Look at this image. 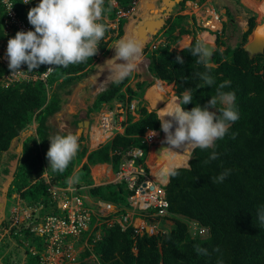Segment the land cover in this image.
<instances>
[{"label":"trees","instance_id":"16d2710c","mask_svg":"<svg viewBox=\"0 0 264 264\" xmlns=\"http://www.w3.org/2000/svg\"><path fill=\"white\" fill-rule=\"evenodd\" d=\"M13 1L18 15L25 21H28V11L39 3L26 5L23 0ZM137 1L116 0V6H113L104 0L105 11L99 22L107 26V31L98 43L97 54L84 63L67 67L54 66L47 79L50 89L42 81L8 82L5 77L11 71L0 63V177L8 181L9 187L6 186V190L10 194L16 195V198L19 196L29 207H41V215L59 213L57 200L49 191L47 178L53 186L65 188L74 173L80 177L79 183L74 185L88 186L87 192L93 199L130 207L128 198L133 192L127 189V184L95 186L91 166L110 164L112 171L118 174L132 148L144 151L143 158L137 162L139 165L144 164L149 149L143 140L144 135L148 131H161L159 109L150 111L142 100L146 87L153 84L137 82L136 88H133L130 85L131 74L119 84L111 81L97 95L93 109L90 108L88 114L100 111L105 104L112 108L116 102L130 104L137 101L136 113L139 119L134 121L129 112L124 134H117L106 145L91 152L79 144L77 155L63 173L48 168L46 153L50 147L48 138L57 134L53 119L63 111L64 96L71 94L73 88L92 75L98 54H106L109 44L124 36L127 19L120 15L130 12ZM188 1L193 0L180 2L181 11ZM257 6L261 8L259 3ZM261 15L264 22V11ZM5 18V8L0 3V41L15 37V33L10 36L6 34ZM104 18L119 20L117 36L114 37L116 32ZM185 19V16L178 15L168 18L162 26L159 25L161 27L158 30L162 31L167 43L155 49H150L151 42L144 45L143 53L150 59L149 72L158 80L156 84L165 85V82L174 86L175 96L186 111L197 104H207L216 95L217 87L224 81H230V85L222 91L235 93L234 106L239 112V119L230 122L226 134L215 141L213 148H195L191 154L190 168L176 169L177 175L170 177L165 188L170 204L169 217H153L152 214L156 212L153 209L143 212L147 213L145 220L148 225L168 219L173 224L171 228L165 226L166 231L153 234L144 230L143 235H140L132 226L126 231L118 225L105 227L100 238H90L91 249L80 255V261L93 253L100 264H220L221 261L222 264H264V222L260 220V215L264 214V53L250 58L244 49L257 26V18H249L248 29L234 49L226 47L221 50L225 45L218 36L217 48L209 60L215 65L208 67L197 63L198 57L191 55V49L197 41L196 35L191 45L183 50L172 49L183 35H191L190 29L185 27L189 25ZM225 28L224 24L223 34ZM177 55L183 58V64L176 62ZM22 65L28 70L26 64ZM46 69V66L40 65L36 73L40 75ZM205 71L215 79L211 86L205 85L196 75ZM186 89L191 90L193 99L183 105L182 94ZM148 101L155 109L152 102ZM216 107L209 110L219 114L218 109L225 106L218 102ZM75 124L77 126L78 122ZM34 125L35 129L32 128ZM23 133L31 134L23 140L21 154L11 151L14 141H20ZM213 151L219 154L218 159L204 164L203 161ZM84 159L86 162H83ZM76 168L79 170L75 171ZM225 170L231 171L223 183H214L212 178ZM184 219L198 221L201 226L209 229L208 236L203 238L192 234ZM28 225L29 221L20 226L21 230L10 229L7 219L0 220V264L24 263L19 257L14 258L20 247L24 248L26 255H30L29 264H40V252L45 251L44 239L32 234ZM6 230L8 234L2 237ZM85 235L77 244L85 239ZM11 241L16 244L14 251L11 249ZM197 246L206 249L207 254L198 253ZM217 248L219 251H216ZM32 249L37 253L33 254Z\"/></svg>","mask_w":264,"mask_h":264},{"label":"clouds","instance_id":"9594fccd","mask_svg":"<svg viewBox=\"0 0 264 264\" xmlns=\"http://www.w3.org/2000/svg\"><path fill=\"white\" fill-rule=\"evenodd\" d=\"M32 2H39L37 6L32 7L27 13V19L34 27V31H18L14 38L5 39L8 40L6 50L8 68L12 74L24 72L19 71L22 64H26L27 71L32 72L40 65L67 67L69 65L84 63L88 58H92L97 54L98 43L107 31V26L99 22L105 11L104 0H35ZM188 2H194V0ZM24 3H29V0H24ZM8 7L11 9L12 5L9 4ZM193 20L195 22L194 18ZM255 31L258 37L264 38V25L257 27ZM204 32L207 31L204 30ZM218 36L223 37V32L221 35H217L216 38L214 37L216 41ZM113 48L115 49L114 58L122 62L116 64L115 68L110 70V76L114 83L119 84L136 70L142 56V45L135 39L121 38L115 43ZM191 55L198 57L197 63L208 67L209 60L212 56V49L205 42L198 39L191 49ZM176 62L183 64L184 60L181 56L177 55ZM53 70L54 68L49 67L46 72L51 73ZM196 75L205 85L211 86L215 83L214 77H212L208 71L198 72ZM230 83V81L222 82L216 89V95L212 96L204 106L197 104V106L193 107L190 111H186L180 104H177L168 109L166 115L159 119L161 130L165 133V139L161 141V143L169 146L162 150L163 154L173 152V149H186L189 145L194 147V149L197 147L200 149L213 148L215 141L224 137L230 126V122H235L239 119V112L234 106L236 98L235 93L231 91H222L225 87L229 86ZM182 96L183 105L190 103L193 99L190 89H186ZM218 102L225 106L218 109L219 114H217L215 110L209 111V109H217L216 105ZM98 112L95 113L97 114ZM91 114H93V112ZM91 114H88V116ZM136 115L139 116L137 113ZM166 116L171 119L166 120ZM88 121L90 122L91 119ZM174 124L175 130L172 131ZM151 132L152 136H155L158 131ZM83 137H85V135ZM48 139L50 141V147L46 153V157L49 161L48 168L53 172L63 173L67 169L69 163L77 155L80 147L78 136L70 132L66 135L56 134L50 136ZM99 148L93 149L89 147L88 149L91 152ZM191 154L192 153H189V155ZM218 157L219 154L213 151L203 163L208 164L210 161L218 159ZM181 168L189 169L190 165L188 163V167ZM230 171L231 170H225L220 175L213 177V182L223 183L230 174ZM110 172L115 179L117 174L113 175L112 168ZM163 174L165 177H168V181L164 187L165 190L169 184L170 177L177 175V171L174 167L168 166L163 169ZM113 180L109 184H122L114 182ZM79 181V175L74 173L69 178L68 183L75 186L74 184L79 183ZM81 187H85V189H82L80 193L85 197L93 199L87 192L89 187L85 185ZM165 198L167 200L166 190ZM169 208L170 204L164 218L170 216ZM143 212L144 211H141V215H139L141 219L135 218L137 222L146 221L145 217L148 216L147 213L145 214ZM184 220H186L190 231V225L193 226L194 223L201 226L198 221ZM260 220L264 222V214L260 215ZM146 226L148 228L150 227L147 221ZM196 251L198 253L207 254V250L199 246L196 247ZM216 251H219V249L217 248ZM220 264H222V261Z\"/></svg>","mask_w":264,"mask_h":264},{"label":"built area","instance_id":"2783aa9c","mask_svg":"<svg viewBox=\"0 0 264 264\" xmlns=\"http://www.w3.org/2000/svg\"><path fill=\"white\" fill-rule=\"evenodd\" d=\"M32 1L35 0H29V3ZM107 1L111 5L116 6V0ZM0 3L5 8L6 18L4 21V30L7 35H14L18 31H34V27L18 15L13 0H0ZM137 3L138 1L135 2V6L132 8L133 11L136 9ZM9 4L12 5L11 9L8 7ZM186 9L191 10V14L187 13L186 15L193 17L199 28L213 34L215 38L217 35L222 34L224 28L223 18L220 16L221 11H219L217 6H209L208 2H204L201 5L198 2H187ZM7 42L8 40L0 41V63L6 65L8 68V59L6 57ZM161 43L164 44L163 42ZM159 45V43L152 44L151 42L150 49H155ZM44 66L47 69L49 67L54 68V65ZM38 68L33 73L28 72L24 68V65H21L19 71L24 69L22 70L24 72L15 74L10 72L5 79L8 82L20 80L32 82L42 81L50 89L47 85V79L53 71L51 73L44 72L39 75L36 73ZM136 110L137 101H133L130 104L116 102L112 108L109 104L104 105L96 117H92L90 126L87 129L89 147L91 148L94 129L109 136L104 143L99 144L97 147L99 148L112 140L119 132H122L123 127L125 130L126 125L124 124L127 122L128 113L131 112L132 115H135ZM116 125L118 126L116 127ZM158 133L161 138V131H158ZM150 135H152V132L148 131L143 137V140L149 147L147 156L153 147L152 141L154 136L151 137ZM127 155L128 158L124 160L121 171L113 181L126 183L128 189L133 192L128 200L130 206L128 208L85 197L80 193L85 187L77 188L72 184H69L65 188L55 187L48 180L47 176L49 191L57 200L59 213L41 215V207H29L23 203L20 197L17 198L16 206L11 210V214L7 218L10 223V229L17 228L21 230L20 226L29 221L28 227H30V232L44 239L43 248L45 251L40 252V264H83L80 262L86 259H91L92 263L89 264H100L93 253L89 258L81 261L79 257L85 250L90 251V238L92 236L100 238L102 230L105 227L113 228L118 225L123 231H126L132 226L135 228L137 234L143 235L144 230L153 234L154 230L146 226V221L143 225L135 224L136 219L134 216L137 214L141 215V211L150 209L157 210V212L152 214L153 217H164L167 214L169 204L165 198L164 187L166 183L152 181L151 168L147 163L148 157L145 159L143 165L137 164L144 156V151L141 148H132ZM92 221L94 223L92 228H90ZM192 229L195 234L200 236L209 234V229L203 228L197 223L193 224ZM8 232L6 230L1 236L4 237ZM84 233H86L85 239L80 244H77V242L81 241ZM32 251L33 254L37 253L35 249H32Z\"/></svg>","mask_w":264,"mask_h":264},{"label":"rangeland","instance_id":"374dc122","mask_svg":"<svg viewBox=\"0 0 264 264\" xmlns=\"http://www.w3.org/2000/svg\"><path fill=\"white\" fill-rule=\"evenodd\" d=\"M150 1L152 4V6L150 8L151 10H154L156 8H162V6L166 7V1L165 0L163 1V3H162V0H150ZM255 1L260 2L262 0H255ZM194 2H198L201 5L202 3L206 2V0H194ZM218 2H220V3H218ZM242 2H241V0H221V1L220 0H210V2L208 3L209 6L213 4V6L220 7L219 11L223 10L221 12L220 16L223 18V22L226 25L227 30L223 34V37L220 36L221 37L220 41L223 42V45H225V47H230V49H234L236 47V45L241 42L242 34L247 30L246 28H247V22H248L249 18H251L252 16H256V18H257V15H255L254 11L252 9H250L248 6H246V4L244 2L243 3ZM145 3H146V0H139L137 5H136V8H137V6H139V7L141 6V7L135 9L136 12H133L130 15L134 16V14H136L137 12H143V10H144L143 8H144ZM257 5H258V3H255L254 7ZM259 6L261 7L259 12L262 13L264 11L263 10L264 9V3L263 4L259 3ZM221 7L223 9H221ZM180 11H181V6L179 3L174 8L172 15L174 13H177V12H179L180 15H182L184 12H185L184 14H187V13L191 14V10L184 9L183 11H181V12ZM184 14L182 16H185ZM185 17H186L185 22L187 24H189L188 26H185V27L187 29H190V31H191V35L188 36L189 37L188 41L190 43L189 45H191L194 36L196 35L197 39H198L199 36H201L203 34L204 30L202 28H199L197 26V24H194L193 18H191L189 15H186ZM224 17L226 18L225 21H224ZM135 23H137V22H135ZM109 24L112 25V23H109ZM257 27H258V24H257L256 28ZM157 28H159V27H157ZM157 28L145 30L146 33H145V36L143 38L144 40L141 41L142 56H141V59L137 65L136 70L132 73V77L130 80V85L133 88H136L137 82H147V83L153 84V85L156 83V80H155L156 78H154L152 76V74L149 72L150 59L145 55V53H143V47L146 43H149V42H152V44H158V43L162 44L161 42L167 43L166 39L164 37H162L161 35H159L157 38H154V39L152 38L153 33L156 31ZM132 31H133V29H132ZM127 34L129 35L131 33L128 32ZM137 34H138V31L135 34H132L131 36L129 35L130 39H136ZM178 34H179V30H177V32H176V35H178ZM114 37H115V35H114ZM129 37H128V39H129ZM183 37L186 38V35H183L181 37L182 40H180V42L174 44L172 46V49L180 51V50H183L184 48L189 46V45L185 46L186 44L183 43V41H184ZM202 37L206 41L208 40V41L212 42V39L209 38L208 36L203 35ZM253 37L254 36H250L248 38L249 39L248 42H250V40H252ZM190 40H191V42H190ZM214 42H215V38L213 40L212 46L217 48L216 43L214 45ZM114 43L109 44V49H111V50L108 53H106V54L99 53L98 54V58L96 61H99V62H97V65L95 67L96 69L92 73V74H94L92 76V78H90L91 76H89L88 78H90V79H88V78L85 79V81H83L80 85H77L75 88H73L71 94L64 96L65 101L63 103V111L61 113H59L53 119L55 132L57 134H60V133H67L68 134L70 132L76 134L78 127L76 126L75 122L79 123V122L85 121V120H90V119L92 120V117H96L97 114L95 112H93V114L88 116V108L93 105L94 101L96 100V96L102 90H104L111 81H113L112 77L110 76V70L115 68L117 62L118 63L122 62V61H118L116 58H114V56H115V49L113 48V46L115 45ZM207 44H209V43H207ZM111 46H112V48H111ZM225 47H221V50H224ZM208 65L214 66L215 64H213L212 62H209ZM22 70H24V69H22ZM98 70H101V72ZM156 85H158V87L160 88V92L162 94L161 104L156 105L149 98L148 90L150 89V87H148V86L146 87V92H145V95L142 99L145 107H147L150 111H152V110L158 111V109L160 111V109L165 104H168L172 100V98H173L172 95L175 96L174 86L173 87H167V86H162L159 83ZM147 98L152 102L155 109L151 107V103L148 101ZM177 100H178V98H177ZM156 108H158V109H156ZM159 111H158V113H159ZM132 117H133L134 121L139 119V116H137L136 114L132 115ZM117 126L118 125H116V127ZM32 128L35 129V125ZM124 131L125 130L123 127L122 132H119V134H123ZM161 133H162V136L159 139V141H157V139L159 137V133H157V135L154 136L157 143L156 144L154 143L153 147L151 146L152 148H151L149 154L154 152V151L157 152V150L160 148V146H162L161 141H163L165 139V133L162 130H161ZM30 134L31 133H23L21 135L20 141L15 140L13 145H12L11 151H14L15 153L21 154L22 142L25 139V137L30 135ZM84 135H85V137H83V141L79 142L80 139H78V143L81 144V146L83 145V146H86L87 148H89V139H88V135H87V130L84 131ZM150 136L152 137V135H150ZM96 143H97V145L99 144V139L93 141V146H95ZM156 154L158 155L159 153L157 152ZM148 161L151 163L150 157H149ZM83 162H86V160L84 159ZM107 165H108V171H106V172L110 173L112 166L110 164H107ZM78 170H79V168L75 169V171H78ZM106 170H107V168H106ZM106 172H103V174L101 175L102 176L101 179H100V177H101L100 176L96 180L95 176H93V174H94V168H93V174L91 171V175L94 177L93 180H94L95 185L99 186V185L109 184L114 179L112 177V175H111V178L107 177V175H105ZM114 174L115 173L113 172V175ZM7 182L8 181L6 180V178H4L2 176L0 177V220L1 219L5 220V219L9 218V216L11 214V210L16 206V203H17L16 195H12L9 193L8 190H6V186L9 187ZM134 218L141 219V216H139V214H137L134 216ZM136 222H137V220L135 221V224H137V225H141V224L143 225L144 224V222L143 223L142 222L136 223ZM93 223H94V221H92L90 223V228H92ZM165 226L166 227L168 226L169 228H171L173 226V224L168 219H161V221L158 223L152 222L150 224V227L154 230L153 233L166 231ZM190 228H191V232L193 234L194 233L193 229H192L193 226L190 225ZM0 233H1V231H0ZM205 237L206 236H203V238H205ZM12 242L13 241L10 242V245H11V249L14 251L15 248H13V247L16 244L12 243ZM0 243H1V241H0ZM4 247H5V245H4ZM5 252H7V250ZM17 252L18 253L16 256H14V258L19 257V260H22V262H23V260L25 261L22 264H29L30 255L28 256L25 254L24 248L20 247L17 250ZM80 263L89 264L92 262H91V259H86L85 261L80 262Z\"/></svg>","mask_w":264,"mask_h":264},{"label":"crops","instance_id":"0c3cea01","mask_svg":"<svg viewBox=\"0 0 264 264\" xmlns=\"http://www.w3.org/2000/svg\"><path fill=\"white\" fill-rule=\"evenodd\" d=\"M163 1L164 0H162V3H163ZM180 2L182 1V0H179ZM221 1V0H220ZM244 2L245 4H246V6H248L250 9H252L253 11H254V13H255V15H257V19H256V21H257V24H258V27L259 26H261V25H264V22L262 21V15H261V13L258 11V10H256V9H258L259 7L258 6H255L254 7V5H255V3H260V4H263L264 3V0H262V1H260V2H258V1H255V0H241V2ZM206 2H210V0H206ZM242 2V3H243ZM218 3H220V2H218ZM213 5V4H212ZM151 6H152V4H151V1L150 0H146V3H145V5H144V10H143V12H137L136 14H134V16H131L130 14H132L133 12H136L135 10L133 11H130V12H128V13H122L121 14V16L120 17H122V18H124V19H127V22H126V24H125V27H124V31H125V34H124V36H122L121 38H128L129 37V35L131 36L132 34H135L137 31H138V34L136 35V39L135 40H137L138 42H140L141 43V41L142 40H144L143 38H144V36H145V30H147V29H154V28H157V27H159L160 28V24H161V26H162V24L165 22V21H167L168 20V18L166 19V7H164V6H162V8H156V9H154V10H151L150 8H151ZM177 6V5H176ZM175 6V7H176ZM141 7V6H140ZM139 6H137V8H140ZM174 7V8H175ZM136 8V9H137ZM218 8H220V7H218ZM221 9H223L222 7H221ZM174 10V9H173ZM260 10V9H259ZM223 10H221V12H222ZM173 13V12H172ZM185 13V12H184ZM183 13V14H184ZM182 14V13H181ZM182 14V15H183ZM178 15H180V13L179 12H177V13H174L173 15L171 14V16L170 17H172V18H175L176 16H178ZM185 16H186V14H184ZM169 17V18H170ZM104 20L107 22V23H112V25L111 24H109V26L110 27H112L113 29H114V31L116 32L115 33V36L116 35H118V32H117V28H118V25H119V20L118 19H116L115 21H110V20H108L107 18H104ZM224 20H226V18L224 17ZM232 20V19H231ZM135 22H137V23H135ZM114 26V27H113ZM137 26V27H136ZM159 28H157L156 29V31L153 33V36H152V38L154 39V38H157L159 35H161L162 37H164L163 36V33H162V31L161 30H158ZM132 29H133V31H132ZM226 30H227V28H225ZM246 29H248V22H247V28ZM226 30H224V33L226 32ZM157 31H158V33H157ZM131 33V34H127V33ZM254 33L252 34V35H250V36H254L253 37V39H255V35H256V31H253ZM203 35H206V36H208L209 38H211V36L212 37H214V35H211V34H209V33H207V32H203V34L201 35V36H199V40H201V41H203V42H205V43H209L211 46L213 45V41L212 42H210V41H206L205 39H203ZM189 35H186V38H184V41H183V43H185L186 45L185 46H188L190 43H188V37ZM120 38V39H121ZM120 39H118V40H120ZM129 39H130V37H129ZM197 39V40H198ZM252 39V38H251ZM253 39L252 40H250V42H252L253 41ZM182 40V39H181ZM193 41V40H192ZM248 41H249V39H248ZM180 42V41H179ZM190 42H191V40H190ZM116 43V42H115ZM114 43V44H115ZM182 43V44H183ZM215 43H216V40H215V42H214V45H215ZM113 46V45H112ZM112 46H111V48H112ZM246 46V45H245ZM213 48H214V51H215V47L214 46H212ZM223 47H225V46H223ZM224 49V48H223ZM111 49H109L108 50V52L110 51ZM107 52V53H108ZM97 62H99V61H97ZM117 64H118V62H117ZM96 65H97V63H96ZM98 71H100L101 72V70H98ZM94 74H92V75H90L91 77L90 78H92V76H93ZM89 77V76H88ZM87 77V78H88ZM87 78H85V79H87ZM90 78H88V79H90ZM85 79L84 80H82L78 85H80L83 81H85ZM156 80V79H155ZM156 81H158V80H156ZM164 84H165V86H167V83H165V82H163ZM103 91V90H102ZM101 91V92H102ZM97 97V96H96ZM95 102V101H94ZM94 106V103H93V105L91 106V107H89L88 108V111H89V109L90 108H92ZM159 139H160V137H158V139H157V141H159ZM154 140H155V138H154ZM157 141L155 140V144L157 143ZM154 145V144H153ZM152 145V146H153ZM149 157H150V154H149V156H148V159H147V163L149 162L148 160H149ZM150 159H151V157H150ZM150 163V162H149ZM149 163H148V165H149ZM96 167H98V168H100V169H103V168H107V170L106 171H108V165L107 164H98V165H96L95 167L94 166H91V171H93V168L95 169ZM106 175H107V177H109L110 178V175H111V172L110 173H107L106 172ZM94 177L92 176V179H93ZM102 178V176L100 177V179ZM97 180V179H96ZM86 258H88V257H86Z\"/></svg>","mask_w":264,"mask_h":264},{"label":"bare ground","instance_id":"6f19581e","mask_svg":"<svg viewBox=\"0 0 264 264\" xmlns=\"http://www.w3.org/2000/svg\"><path fill=\"white\" fill-rule=\"evenodd\" d=\"M211 39L213 41L214 37L211 36ZM260 39H263L264 41V38H260L256 34L255 39L252 42H254L255 40H260ZM162 86H165V85H162ZM167 87H172V85H167ZM148 96L156 105L161 104L162 94L160 92V88L158 87V85H156V83L153 86H151L150 89L148 90ZM177 104L179 105L178 100L174 96L168 104H165L160 109L158 113L159 118L166 115L168 109ZM165 119L168 120L171 118L166 116ZM174 130H175V124H174L172 131ZM108 138L109 136L106 135L105 133L94 129V132L92 133L91 148L93 149L97 148L99 144L104 143ZM97 139H99V144L97 145L96 143L95 146H93V141ZM154 143H155V140L153 138L152 145ZM193 149L194 147L189 145L186 149H173V152H170L168 154H163L162 152L159 153L158 155L156 154L157 152L150 153L151 163H149V166L151 168L152 181L162 182V183H166L168 181V177H165V175L163 174V169L165 167L172 166L175 169L180 168V167H186V166L188 167V163L190 159L189 153H192ZM103 172H106V167L103 169L96 167L94 169L93 176H95V178L98 179V177H100L103 174ZM138 223H140V221H138Z\"/></svg>","mask_w":264,"mask_h":264},{"label":"water","instance_id":"95a60500","mask_svg":"<svg viewBox=\"0 0 264 264\" xmlns=\"http://www.w3.org/2000/svg\"><path fill=\"white\" fill-rule=\"evenodd\" d=\"M166 1V19L169 18L173 12L174 7L179 4V0H165ZM207 44V43H206ZM212 49V55L214 53V48L207 44ZM245 51L248 52L249 57L252 58L255 55L263 54L264 53V41L263 39L255 40L254 42H248L244 47ZM212 58V56H211ZM214 111V110H209ZM216 112V111H215ZM90 122L88 120L81 121L78 123L77 133L78 139H81L84 136V131L89 128ZM231 126V124H230ZM229 126V127H230ZM228 127V128H229ZM167 144H162L160 148L157 150L160 153L163 149L168 148Z\"/></svg>","mask_w":264,"mask_h":264},{"label":"flooded vegetation","instance_id":"af4514ba","mask_svg":"<svg viewBox=\"0 0 264 264\" xmlns=\"http://www.w3.org/2000/svg\"><path fill=\"white\" fill-rule=\"evenodd\" d=\"M180 3V2H179ZM185 7H186V5H185Z\"/></svg>","mask_w":264,"mask_h":264}]
</instances>
